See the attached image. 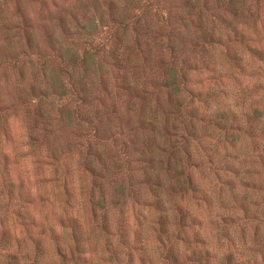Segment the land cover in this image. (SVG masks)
Listing matches in <instances>:
<instances>
[{
    "label": "clouds",
    "instance_id": "obj_1",
    "mask_svg": "<svg viewBox=\"0 0 264 264\" xmlns=\"http://www.w3.org/2000/svg\"><path fill=\"white\" fill-rule=\"evenodd\" d=\"M0 264H264V0H0Z\"/></svg>",
    "mask_w": 264,
    "mask_h": 264
}]
</instances>
